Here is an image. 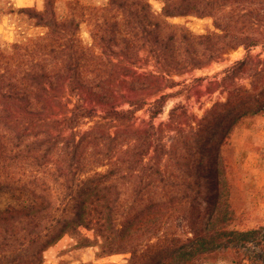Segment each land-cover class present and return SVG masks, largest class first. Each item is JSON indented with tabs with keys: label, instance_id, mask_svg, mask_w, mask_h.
<instances>
[{
	"label": "trees",
	"instance_id": "1",
	"mask_svg": "<svg viewBox=\"0 0 264 264\" xmlns=\"http://www.w3.org/2000/svg\"><path fill=\"white\" fill-rule=\"evenodd\" d=\"M246 1L258 8L235 10ZM56 2L11 11L33 21L41 33L15 41L0 38V122L11 126V121L17 128L27 121L14 147L0 142V173L13 163L32 167L26 178L0 176V264H40L51 245L80 227L93 230L110 252H120L153 227L170 228L187 203L197 214L194 234L171 230L154 244L152 238L146 246L155 250L153 263L207 264L217 261L222 249L259 240L264 226L238 229L235 222L241 217L231 201L245 183L235 135L246 120L264 112V59L258 61L262 66L254 65L250 52L264 45V0H162L161 13L149 0H109L99 9L106 18L87 46L78 37L80 22L61 18ZM189 15L211 17L215 30L164 31L165 25L179 26L168 19ZM240 46L247 56L211 83L222 89L225 100H213L201 118L194 114L177 136L167 134L168 121L155 123L171 94L150 103L131 99L129 108L108 104L124 90L111 82L128 75L117 68H128L129 49L148 48L155 55L160 50L175 68H203ZM110 66L113 70L100 69ZM243 74L251 77L249 85L239 82ZM175 83L170 80L169 86ZM146 105L150 119L144 126L129 132L106 128L135 121ZM57 106L64 110L56 111ZM178 107L184 108L177 106L172 114ZM95 119L102 121L77 132L84 120ZM44 123L50 124L45 131L40 128ZM33 127L43 139L25 143L22 135ZM100 143L112 162L106 171L96 168L91 152ZM125 176L136 193L128 208L123 200L128 192L117 182Z\"/></svg>",
	"mask_w": 264,
	"mask_h": 264
},
{
	"label": "rangeland",
	"instance_id": "2",
	"mask_svg": "<svg viewBox=\"0 0 264 264\" xmlns=\"http://www.w3.org/2000/svg\"><path fill=\"white\" fill-rule=\"evenodd\" d=\"M45 1L40 0L39 5L32 6L43 9ZM108 1L57 0L56 8L61 18H74L80 22L78 37L87 46L94 43L91 32H94L96 26L103 22L104 16L106 18L107 13L104 15L99 9L104 8ZM149 1L153 5L154 10L161 13L163 8L162 0ZM21 7L25 6H17L15 0H0V38L15 41L23 39L25 36L42 32L43 29L35 27L33 21L26 16L11 12ZM254 7L258 8V4L253 5L251 2L246 1L242 3L240 8L237 7L235 10L244 12L243 10L248 8L251 11ZM109 19L113 22L112 18ZM245 19H247V16H245ZM250 20L248 18V22L251 23ZM168 22L179 26L172 28L165 25V32H169L171 29H176L175 31H177L179 27L185 31L189 30L188 32L192 34H204L215 30L213 19L209 16H181L170 18ZM181 46L184 48V43ZM250 52L255 58L254 65L262 66L258 64V61L259 58L264 59V45L253 47ZM153 53L148 48H140L138 51L129 49L128 68L126 70L117 68V70H121L122 73L128 75L126 77L123 76L119 81L112 79L113 81L111 82L119 88L122 86L124 90L121 94H114V97L112 95V99L108 104L122 103L124 108H129V100L131 99L145 100L150 103L158 96L171 94L162 114L156 118L155 123L158 125L161 122L168 121L171 128H168L167 125L166 129H170L167 134L169 136H177L179 128L188 129L192 124V121L195 120L194 114L201 118L205 114V110L212 105L213 100L218 98L225 100L226 94L223 95L221 93L222 89H217V84L211 85L212 82L221 80L222 75L214 76L222 73L236 62L243 60L247 56L248 50L244 46H240L225 54L222 59L214 60L203 68H188L185 66L175 68L172 64H169L160 50L157 51V55H160L159 58ZM256 62L257 64H255ZM100 69L110 71L113 70V67H102ZM170 80L176 82L174 87L169 86ZM239 82L249 85L252 79L250 76L243 74L239 76ZM67 100L70 99L66 98L63 102ZM73 103L71 102V106ZM177 106H183L184 108L178 107L175 113L172 114L173 108ZM148 107L149 105H146L144 109L139 110L137 119L133 122L122 123L120 126L115 123L109 124L106 120H103V122L108 123L106 128H111L113 131L120 128L127 129L129 132L131 131L130 129L144 126L149 121L150 116L146 112ZM60 110L62 111L64 108L57 106L56 111ZM98 112L102 113L104 110L100 108ZM62 116L64 114L56 117L61 118ZM97 120L100 119L84 120L77 132L80 133L91 126H97ZM8 123L11 126H4V122H0V142L9 145V149H11L17 143L15 135L18 132H22L21 129L24 128L27 121L24 120L17 128H14L11 121ZM49 125L44 123L40 128L45 131V128H48ZM54 125L56 127L53 132L57 133L58 125L56 123ZM100 130L103 132L105 128L100 127ZM69 133L70 131L66 132L67 135ZM39 136H37L34 127L32 132H26L22 135L25 143L43 139L42 133H39ZM235 139L238 141L236 157L240 163L241 174L245 182L236 191L235 196L233 195L231 201L237 208V215L241 217V221L235 222V224H237L238 229L258 228L264 226V112L246 120L236 133ZM91 152L95 155L94 160L96 162L94 165H96L97 169L106 171L112 166L110 155H107L106 148L101 143L96 150L94 149ZM27 168L32 167L13 163L11 167L7 166V169L3 170L0 176L3 178L10 175L13 179L26 178L29 174ZM41 177L46 178L45 175H41ZM128 180V176H125L117 181L119 188L124 192H128L123 195L124 208H128V205L131 204L136 195L135 192L133 193L132 187H128ZM179 180L181 179L179 178ZM48 181L51 182L50 180ZM138 195V198L143 200V197L140 194ZM147 195L148 193L145 194V198ZM138 203H141V201ZM193 212L191 213L190 203L182 204L174 215V222L170 225V228L165 226L153 227L149 233H144L133 239L132 243H130L131 246L114 253L104 248L103 240L98 238L93 230L80 227L78 231L66 233L60 240L51 245L44 252V259L40 264H155L152 262L155 250L150 248L152 247L151 244L157 242L158 236L163 233H169L171 230L177 231L178 235H193L196 230L193 222L197 219V214ZM125 214L124 212L118 215L119 221L124 218ZM180 225L182 226L180 227ZM171 226H173L172 229ZM151 239L153 240L152 243L150 242L151 244L146 246ZM239 261H242V264H264V229H262L259 240L253 239L246 243H236L229 249H222L219 259L207 264H236Z\"/></svg>",
	"mask_w": 264,
	"mask_h": 264
},
{
	"label": "crops",
	"instance_id": "3",
	"mask_svg": "<svg viewBox=\"0 0 264 264\" xmlns=\"http://www.w3.org/2000/svg\"><path fill=\"white\" fill-rule=\"evenodd\" d=\"M40 0H15L17 6H32L39 5Z\"/></svg>",
	"mask_w": 264,
	"mask_h": 264
}]
</instances>
